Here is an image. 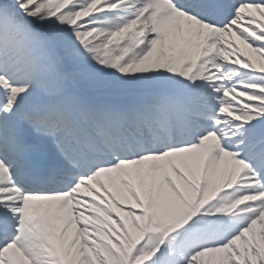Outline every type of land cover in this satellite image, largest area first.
<instances>
[{
	"label": "snow or ice",
	"instance_id": "obj_1",
	"mask_svg": "<svg viewBox=\"0 0 264 264\" xmlns=\"http://www.w3.org/2000/svg\"><path fill=\"white\" fill-rule=\"evenodd\" d=\"M0 264H264V0H0Z\"/></svg>",
	"mask_w": 264,
	"mask_h": 264
}]
</instances>
